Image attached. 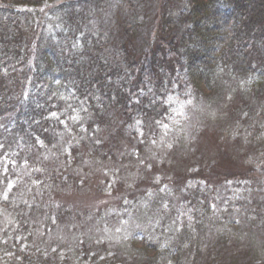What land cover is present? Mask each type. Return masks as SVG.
Listing matches in <instances>:
<instances>
[{
    "label": "trees",
    "instance_id": "16d2710c",
    "mask_svg": "<svg viewBox=\"0 0 264 264\" xmlns=\"http://www.w3.org/2000/svg\"><path fill=\"white\" fill-rule=\"evenodd\" d=\"M135 1L122 0L133 20L114 34L112 47L107 34L85 27L103 10L95 0H0V159L56 145L65 133H108L115 118L139 141L156 144L170 123L167 97L174 85L196 103L212 104L224 91L238 94L241 104L231 105V115L242 138L264 139V0H160L170 9L159 11L145 34ZM178 2L182 8L174 14ZM184 127L170 123L165 133L177 130L182 142ZM252 172L236 176L245 182ZM201 177L184 175L176 197L151 188L147 204L132 201L140 221L155 213L158 223L149 237L133 232L117 242L128 245L126 252L140 243L128 264H242L240 252L233 258L227 250V232L239 236L243 223L258 215L230 202L215 212L209 181ZM3 189L0 209L9 213V225L0 222V264H124L118 249L120 255L92 234L66 242L48 235L52 205ZM233 213L239 220H231ZM45 214L49 240L34 225ZM242 256L257 257L252 251Z\"/></svg>",
    "mask_w": 264,
    "mask_h": 264
},
{
    "label": "rangeland",
    "instance_id": "374dc122",
    "mask_svg": "<svg viewBox=\"0 0 264 264\" xmlns=\"http://www.w3.org/2000/svg\"><path fill=\"white\" fill-rule=\"evenodd\" d=\"M95 2L103 5V10L95 19L88 20L85 27L88 33L107 34L114 47V34H120L126 21L133 20L127 14L131 9L122 0ZM135 3L143 23L141 34L150 30L149 25L157 20L159 11L170 9L169 5H161L160 0H136ZM181 8L178 2L174 14ZM194 100L182 85H174L168 93L171 108L168 122L185 124L182 142L177 141V130L175 134L165 133L170 123L164 127L157 143L149 144L148 140L139 141L138 135L131 134L124 122L119 125L115 118L117 124L114 123V129L108 133L98 132L90 137L76 132L65 133L56 145L34 146L13 157H3L0 159V200L6 185V190L24 192L22 198L26 202L36 198V204H51L53 210L48 213L54 219L53 231L48 235L57 234L66 242L76 239L78 233L92 234L100 243L110 246L109 250L119 254L118 249L122 253L121 262L128 264L132 262L130 252L137 251L140 243L126 252L128 245L119 246L117 242L129 241L124 237L133 232L142 239L149 237L154 231L151 227L158 223L155 213L147 218L144 216L146 221H140L135 205L143 206L149 200L151 188L158 194L170 192V197H176L183 176L190 172L200 173L209 181L215 212L230 202L234 210L243 206L249 215H258V219L243 223L244 231L239 236L235 231L227 232V250L232 254L236 250L240 252L242 264H264V139L250 143L242 138L245 132L239 131L237 120L231 115V105L241 104L238 94L224 91L212 104ZM250 104L255 105V102ZM246 169L255 172L242 182L236 175ZM86 215L89 220L83 221ZM235 217L239 220L235 213L231 220H236ZM8 218L9 213L0 209V222L5 227L9 225ZM46 222L45 214L34 225L37 233L49 240L45 235ZM99 222L111 227L103 231ZM63 223L68 226L67 232ZM248 251L257 257L246 260L247 256L242 255Z\"/></svg>",
    "mask_w": 264,
    "mask_h": 264
}]
</instances>
